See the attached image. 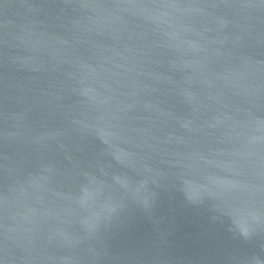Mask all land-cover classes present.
I'll return each instance as SVG.
<instances>
[{"label": "water", "instance_id": "obj_1", "mask_svg": "<svg viewBox=\"0 0 264 264\" xmlns=\"http://www.w3.org/2000/svg\"><path fill=\"white\" fill-rule=\"evenodd\" d=\"M0 264H264V0H0Z\"/></svg>", "mask_w": 264, "mask_h": 264}]
</instances>
